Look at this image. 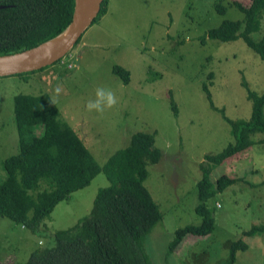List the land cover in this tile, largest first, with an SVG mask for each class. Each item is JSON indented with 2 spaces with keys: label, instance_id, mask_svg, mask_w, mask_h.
<instances>
[{
  "label": "rangeland",
  "instance_id": "1",
  "mask_svg": "<svg viewBox=\"0 0 264 264\" xmlns=\"http://www.w3.org/2000/svg\"><path fill=\"white\" fill-rule=\"evenodd\" d=\"M216 1L107 0L105 13L60 60L33 72L0 77V181L5 175L2 161L18 152L14 95L48 93L53 99V89L60 84L63 91L55 104L59 118L100 166L125 148L135 132L154 135L162 154L148 165L144 185L159 204L162 219L141 245L152 264H223L230 243L240 236L247 247L236 251L231 264H264V231L250 237L241 233L264 225V144L259 143L211 170L212 179L221 173L244 178L208 199L215 217L213 231L187 234L167 254L175 229L200 222L194 210L198 164L204 154L217 153L233 141L201 85L205 82L213 105L233 119L250 115L243 80L257 93L264 91V62L241 39L201 42L200 35L223 19L242 18L235 7L218 14ZM260 30L264 32V22ZM114 65L128 72L127 83L113 73ZM97 87L110 89L117 99L103 114L85 108ZM109 184L100 171L87 186L57 203L35 232L0 217V264H24L31 251L51 246L54 232L86 217L97 190Z\"/></svg>",
  "mask_w": 264,
  "mask_h": 264
},
{
  "label": "trees",
  "instance_id": "2",
  "mask_svg": "<svg viewBox=\"0 0 264 264\" xmlns=\"http://www.w3.org/2000/svg\"><path fill=\"white\" fill-rule=\"evenodd\" d=\"M0 5H3L0 8L2 55L37 45L63 30L71 20L74 0H0ZM106 5L107 0H103L94 21L105 13ZM228 7H235L242 18L223 19L200 35L201 42L205 38L220 42L241 39L264 62V32L260 30L264 22V0H249L248 3L226 0V4L217 0L214 3L215 11L221 15ZM112 71L124 83L128 82L125 69L114 65ZM242 87L251 103L250 115L233 119L226 115L223 107L213 105L205 82L201 85L209 106L218 111L228 125L233 141L217 153L204 154L198 164L201 177L195 184L194 210L200 222L174 230L167 247L169 255L185 235L204 236L213 231L215 217L207 205L208 199L244 179L226 173L212 179L213 167L254 143L264 144V91L257 93L245 80ZM50 100L48 93H19L13 97L18 152L1 163L5 175L0 181V217L35 232L57 203L87 186L100 171L110 184L97 190L86 217L68 229L55 231L53 244L31 251L24 264H152L141 245L162 219L159 204L144 185L148 165L158 162L162 154L155 145L154 135L135 132L125 148L113 153L100 166L80 137L59 118V111ZM171 108L176 115L174 102ZM257 133L262 135L254 139ZM262 231L264 225L241 233L250 237ZM246 247L242 236L232 241L228 260L223 264L233 263L236 251Z\"/></svg>",
  "mask_w": 264,
  "mask_h": 264
},
{
  "label": "water",
  "instance_id": "3",
  "mask_svg": "<svg viewBox=\"0 0 264 264\" xmlns=\"http://www.w3.org/2000/svg\"><path fill=\"white\" fill-rule=\"evenodd\" d=\"M102 1L74 0L71 20L59 33L32 47L0 55V77L37 70L65 56L91 26ZM49 47L52 48V54L46 55Z\"/></svg>",
  "mask_w": 264,
  "mask_h": 264
},
{
  "label": "clouds",
  "instance_id": "4",
  "mask_svg": "<svg viewBox=\"0 0 264 264\" xmlns=\"http://www.w3.org/2000/svg\"><path fill=\"white\" fill-rule=\"evenodd\" d=\"M46 55L52 54V48L49 47L46 49ZM63 88L60 84H57L54 92V98L50 100L52 104H56L58 97L62 93ZM117 103L116 95L110 89L104 87H97L95 89V98L89 99L86 102L85 108L89 112H96L98 114H103L105 111L113 108Z\"/></svg>",
  "mask_w": 264,
  "mask_h": 264
}]
</instances>
